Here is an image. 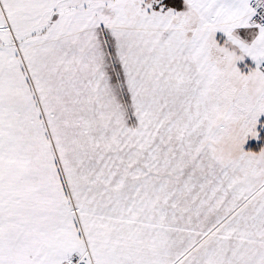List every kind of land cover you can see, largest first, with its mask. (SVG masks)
<instances>
[{
  "label": "snow or ice",
  "instance_id": "1",
  "mask_svg": "<svg viewBox=\"0 0 264 264\" xmlns=\"http://www.w3.org/2000/svg\"><path fill=\"white\" fill-rule=\"evenodd\" d=\"M0 264H264V0H0Z\"/></svg>",
  "mask_w": 264,
  "mask_h": 264
}]
</instances>
